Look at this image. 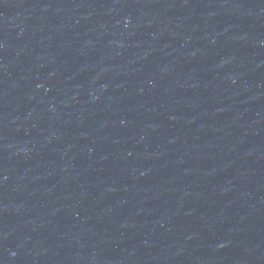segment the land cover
Wrapping results in <instances>:
<instances>
[{
  "label": "water",
  "instance_id": "1",
  "mask_svg": "<svg viewBox=\"0 0 264 264\" xmlns=\"http://www.w3.org/2000/svg\"><path fill=\"white\" fill-rule=\"evenodd\" d=\"M0 264H264V0H0Z\"/></svg>",
  "mask_w": 264,
  "mask_h": 264
}]
</instances>
